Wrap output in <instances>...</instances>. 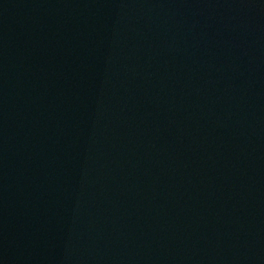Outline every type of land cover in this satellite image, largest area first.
I'll return each mask as SVG.
<instances>
[{
  "label": "water",
  "instance_id": "water-1",
  "mask_svg": "<svg viewBox=\"0 0 264 264\" xmlns=\"http://www.w3.org/2000/svg\"><path fill=\"white\" fill-rule=\"evenodd\" d=\"M129 0H0V47L48 33Z\"/></svg>",
  "mask_w": 264,
  "mask_h": 264
}]
</instances>
